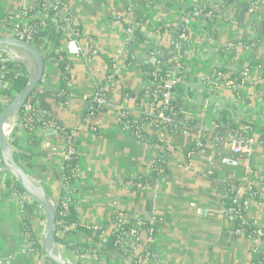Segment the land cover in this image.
Listing matches in <instances>:
<instances>
[{
    "label": "crops",
    "instance_id": "0c3cea01",
    "mask_svg": "<svg viewBox=\"0 0 264 264\" xmlns=\"http://www.w3.org/2000/svg\"><path fill=\"white\" fill-rule=\"evenodd\" d=\"M194 1L70 0V8L76 13V21L82 29L77 40L80 52H71L64 36L58 51L72 63L68 81L72 95L67 105L60 101L61 70L57 60L49 58L45 69L48 80L40 88L37 111L62 128L77 129L76 146L81 171L72 185V197L81 224L103 225L111 222L118 213L149 222L155 220L156 257L153 264H264V241H254L239 233L224 202L237 184L246 182L237 194L243 200L240 205H244V221L264 230V145L257 143L245 163L224 164V159L233 157L230 145L214 143L212 133L213 112L217 105L230 112L226 119L231 124L242 127L240 122H244L257 129L264 128V111H253L256 105L264 107V45L257 47L249 42L257 40L264 31V3L252 14L251 9L259 0H232L231 3L230 0H221L216 7V21L209 32L193 22L191 61L196 69L188 80L193 77L200 80V87L206 80H212L220 72L212 47L228 43L239 44L234 74L242 67H248L252 60L260 63L246 68L240 72L242 75L239 73L241 81L236 89L221 85L213 98L203 95L202 87L199 94L197 90L192 91L191 100L186 99L183 105L187 108L184 116L194 118L198 128L192 127L186 132L175 130L166 134L164 140L159 133L157 142L152 143L124 131L118 123V107L122 104L134 107L138 99L147 109L152 87L149 72L143 66L128 67L126 55L122 58L125 43L123 16L124 19L131 14L148 17L143 28L146 39L135 53H141V61L145 63L152 59L145 50L171 47L172 36L162 38L158 27L177 20L181 9L190 7ZM246 3H251L250 8ZM25 4L32 9L36 0H26ZM166 4H171V9L166 10ZM243 4L246 5V14L241 21ZM19 8L20 4L14 0H0V9L15 13ZM92 46L99 54L92 55ZM107 59H116L118 63L116 79L107 86L111 106L92 116L89 107L86 108V97L92 95L104 80ZM124 88L131 91L130 98L123 95ZM199 96L208 100L207 106L197 102ZM202 129L206 130L201 133ZM199 135L205 141L204 146L186 161L182 149L197 142ZM164 144L179 147L173 153L175 161L169 164L170 174L159 179L152 190L141 191L127 184L129 180L150 177L151 166ZM27 146L34 158L26 164V171L53 199H59L63 193L64 136L56 129H45ZM251 192L254 196L250 195ZM21 212V203L6 199L0 191V264H51L44 254L30 251L28 240L21 231ZM43 224L42 216H35L32 230L40 234ZM114 228V223L108 225L101 234L102 239H108ZM81 235L77 238L82 239ZM139 238V244L145 246L144 231L140 232ZM102 254L101 258L96 254L86 257L94 264H126L129 259L127 254L115 251L105 250ZM70 263L74 264L72 260Z\"/></svg>",
    "mask_w": 264,
    "mask_h": 264
},
{
    "label": "built area",
    "instance_id": "2783aa9c",
    "mask_svg": "<svg viewBox=\"0 0 264 264\" xmlns=\"http://www.w3.org/2000/svg\"><path fill=\"white\" fill-rule=\"evenodd\" d=\"M20 4V8L15 12L11 13L10 11L0 9V37H7V38H15L22 40L26 43L34 44L40 53L43 55L44 59H49V54L52 51V47L49 44L48 38L46 34L43 31H36L35 33L32 31V27L29 25V21L27 19V10L29 8L26 7L25 1L26 0H14ZM260 1V0H259ZM259 1L257 3H259ZM221 0H195L191 6L194 7L193 13L187 14L184 12L183 9L182 12L179 14L178 19L171 21V23H166L163 25L165 26L166 32L169 33L168 30L171 29V32L169 33L172 36L173 30L180 24L181 22L184 24V28L180 32L178 41L181 43H185L186 50L191 51L193 53V49L191 48V39L193 38L194 29H193V22L200 27L201 30H208L210 31L211 22L210 18L216 17V15H210L205 13L206 8L211 7L213 9H216L217 5ZM70 0H68V5L70 8ZM71 9V8H70ZM259 9L258 4H254L251 13H256ZM187 14V15H186ZM77 22V21H76ZM143 22V21H142ZM147 24V23H146ZM146 24H143V27H145ZM134 29L132 27H129L125 29V43H124V52L123 57L127 54V47H130V39L132 36ZM75 35L74 29L72 28L71 23L69 22L65 28H64V37L65 40L68 39L67 45L71 52L78 53L80 52V49L77 47V41L75 39H72V37ZM172 38V37H171ZM38 41V44L35 42ZM260 40V44L254 43L253 46L261 47L264 45V34L262 33L260 37L257 39ZM239 44L237 43H228L225 45L212 47V51L216 56V65L220 67V69H223L229 73L230 76L234 74V72L237 71V60L235 57L236 51L238 50ZM141 52V51H140ZM143 53V52H142ZM97 54L96 50L92 52V55ZM141 53L136 55L135 57L138 62L141 61ZM150 55L152 58L154 56H159L160 59L155 65V72L149 73V78H152V87L151 92L149 94V97L147 98V109L145 111L152 116H155L156 119L154 120V123H157L159 125H172L174 124L177 118L176 114H173L171 117L166 115V111L170 109L173 103H177V106L180 107V119H177L179 121L186 120L187 122L197 124V121H195L194 118H185V114H187L186 109L183 108V105L186 102V99H190L188 94L186 93L188 90L192 91H201L202 89L204 94L207 95V98L211 97L213 98L214 92L216 89H218L221 85H231L234 89L237 88L240 80V75L238 78L230 79L229 76H222V74L219 72L216 74L215 77L211 79H208L204 82V86L201 90H199L200 87V80L190 79L186 80L184 78L185 70L187 68H191L192 72L193 69L195 70L196 67L193 65V61H191V57H183L180 56L177 53H171L169 52L168 48L164 49H158L156 52L154 50H151ZM170 55L168 60H164V58ZM172 56H175L171 58ZM14 61L9 55L0 52V94L6 89V87H10L8 83L5 82L4 77L6 75L7 69H6V63L7 61ZM119 60V59H118ZM116 62L111 68L108 66V70L106 73L105 78H107V83L104 85L103 83L96 86V91L86 97V100L91 103L89 109H90V115H94L97 111L103 112L107 110L110 106V97L108 93L107 86L109 83L114 81L116 79V72L118 63L117 60L114 59ZM158 72L163 73L162 75H159ZM245 72H243L244 74ZM241 74V73H240ZM242 75V74H241ZM190 77V76H189ZM244 77V76H243ZM246 77V75H245ZM104 78V79H105ZM48 80V76L45 73L42 81L40 83L39 88H43ZM183 90L185 93L181 94L180 91ZM3 96L0 95V102ZM127 98V96H125ZM200 104L207 106L208 100L203 97H198V101ZM140 107H142L140 105ZM138 105L134 107H130L128 104H122L118 107V123L120 127L124 131H128L131 133L132 123L127 119V117H130L131 115L135 117H139L141 114L142 109H140ZM190 109V108H189ZM224 109L216 106V109L213 112V130L215 128H221L225 130L226 136L224 137H215L214 136V143L216 144H222L226 142L230 145L233 157L231 159H224L223 163H231L233 165H238L240 162H247L248 156L252 154L253 147L258 143L257 137L255 136H249L248 133L246 135L242 134H232L231 130L228 129V126L231 125V123H225L223 120V114H221V111ZM2 110H0L1 113ZM254 113H260L264 111V107L256 105V107L253 109ZM32 112L33 107L31 104H26L22 112L20 113L19 117L17 118L16 125L14 130L11 132L10 135V141L12 142H18L19 144H22L24 146H27L28 143L33 141L34 137L36 135H39V133L42 130L45 129H57L56 123L53 121H45V119L40 115L37 114V118L39 121H43L44 123L39 126H33L31 125L32 122ZM183 115V116H182ZM148 127H151L152 124H147ZM198 125V124H197ZM238 126V125H237ZM172 127V126H171ZM199 127V126H198ZM239 127V126H238ZM227 129V130H226ZM239 129L244 131H252L249 129L246 125L240 126ZM206 129L200 130L201 133H203ZM72 139L70 140L69 146H66L65 152L63 154V163L64 165L71 162L75 157H78V149L76 146V132L77 129L72 130ZM166 127H162L159 129V132L161 134V137L163 138L166 134L172 133V132H166ZM186 132L187 130H181ZM258 134L259 137L264 138V128L262 129H256L253 130V134ZM133 135L139 137V131L135 129L132 132ZM161 140H164L161 139ZM203 137L199 135L198 144L200 147H203L204 144L201 142L203 141ZM168 145V144H166ZM165 146V144H164ZM163 146V147H164ZM169 150L174 153L175 149L173 147H169ZM15 151V150H14ZM27 163L25 161L22 162L21 166L24 168V166ZM81 169L79 168L78 164L75 167V169L72 171V174L66 175V173H62V185H63V193L59 199H54L55 203L57 205V211L59 212V219H58V228L56 229V237L58 240V245L61 253L63 254L66 261L70 263V260L74 262V264H94L91 258H88L86 256H90V254L79 256L76 251H68L63 244L59 242V240H62L65 238L66 234L74 229L76 225H69L65 222V215L67 214L70 206L74 205V199L72 197V185H73V179H77L80 175ZM16 181L13 179V177L8 174L4 173L0 176V191H3L4 196L6 199L10 201H19L21 203V210H22V217H25V205H28L32 208L33 217L31 220L29 219V223L31 225L27 227V230H32V221L35 216H42L44 224L42 232L35 233L33 230V233L35 235V239L31 238V235L29 233H24L25 238L28 240V246L30 248V251L35 254H44L43 248H42V234L44 231V225H45V215L43 210L39 205H37L25 192H19L14 188V185H16ZM129 185H133L136 189H139L141 191H147L152 190L153 186L145 185L142 183H134L132 181L127 182ZM117 219L120 221H128L130 220L132 216H129L125 213H118L115 215ZM22 218V219H23ZM135 219L136 226H133L129 233H127L124 238L121 241V247L125 251V254L129 256V259L126 264H153V260L156 257L155 254V236H156V230L155 227V220L149 222L151 224V228H149L146 233V247L147 244L150 245V251L148 250L146 252V247L142 246L141 243L139 244V236L140 232L142 231L140 228H137V224L141 225L144 219L140 217H133ZM88 229L94 230V231H102V225L101 224H83ZM117 223H115V227H117ZM264 237V232L260 231L257 235V237L252 238L254 241H260ZM153 248V252H152ZM129 249H133L132 252L129 251ZM137 250V251H136ZM146 252V253H145ZM256 264V263H255Z\"/></svg>",
    "mask_w": 264,
    "mask_h": 264
},
{
    "label": "trees",
    "instance_id": "16d2710c",
    "mask_svg": "<svg viewBox=\"0 0 264 264\" xmlns=\"http://www.w3.org/2000/svg\"><path fill=\"white\" fill-rule=\"evenodd\" d=\"M146 1H151V0H146ZM264 3L263 0H260L259 3H254L258 4L260 7ZM247 7L250 8L251 3H246ZM172 5L171 4H166L165 8L166 10L171 9ZM183 10L185 13L190 14L193 13L194 7H183ZM205 13L210 14V15H217L216 9H213L211 7L206 8ZM186 14V15H187ZM27 19L29 21L30 27H32V31L35 33L36 31H43L49 41V44L52 47V51L49 54V58H54L57 60L59 64V68L61 70V90H60V101L64 104L67 105L68 100L70 96L72 95V91L68 88V81H69V75H70V70L72 67L71 61L68 59L62 57L59 54L58 49L61 46V41H62V36L64 35V28L65 26L70 22L72 25V28L74 29L75 35L72 37V39H75L76 41L80 38L82 29L81 26L79 25L78 22H76V13L69 8L68 5V0H36V5L32 9L27 10ZM123 23V26L125 29L132 27L133 29H137V36L135 40L134 47H127V54H126V66L132 67L133 65L137 64V59L135 57L136 51L140 50V43L146 39V36L143 33V24H146L148 21V17L140 15L139 17H135L133 14H131L130 17L121 20ZM143 21V22H142ZM211 27H213L214 23L210 24ZM263 28H264V22H263ZM264 30V29H263ZM159 32L160 36L163 37H168L170 36L171 29L166 32L165 26L160 25L157 29ZM264 34V31H263ZM69 41L66 39V42ZM250 45L257 43L260 44V40H250ZM161 49H164V47H161ZM94 47L92 46V52L94 51ZM170 50V48H169ZM145 54H150L151 50H145ZM156 52V51H155ZM99 54V53H97ZM175 56H172L173 58ZM106 60V59H105ZM108 66L111 68L116 62L114 59H107ZM260 65L259 62L252 60L250 61V66H258ZM142 67V65H139ZM248 67H242L237 74H233L232 76L229 75V73L223 69H220V73L222 76H229L230 79H235L238 78L239 73L245 70ZM149 73L155 72V68H145L144 66L142 67ZM6 75L4 77V80L6 83L10 85V87H6V89L0 94L2 97L1 102H0V110H2L7 104H9L12 99L20 93L27 85L28 79H29V74L27 69L20 63L16 61H7L6 63ZM159 75L163 76V73L158 72ZM152 79V78H151ZM102 83L105 85L107 83V78H105ZM40 91V88L38 89V92ZM181 94H184L185 92L183 90L180 91ZM189 97L193 95V93L188 90L186 92ZM123 95L127 96L130 98L131 96V91L129 89H123ZM37 98L38 96L32 94V96L29 98L27 104H31L33 107V112L31 115V125L33 126H39L42 125L44 122L39 121L37 118V114H40L37 111ZM135 105H140L142 106L141 100H135ZM88 112L90 113V109H88ZM100 111H97L93 116H96ZM166 115L171 117L173 114L177 115V119H180V107L177 106V103H173L172 106L170 107L169 110H167ZM230 112L227 110L221 111V114H223V120L225 123L230 122L226 119ZM45 121H51L48 117L41 115ZM127 119L132 123V128H131V133L137 129L139 131V138L143 141H150L152 143L157 142L159 139V129L162 127H166V132H174L175 130L181 131L182 129L189 131L192 127L198 128V125L194 123L187 122L186 120H174L176 121L172 125H159L157 123H154V120L156 119L155 116L149 115L145 109L142 107L141 114L139 115L138 118L135 116L131 115L130 117H127ZM151 123L152 126L148 127L147 124ZM242 125H246L249 129L252 131H244L242 132L239 127L235 124H231L228 126V129L231 130L232 134H242L243 136L248 133L249 136H255L257 137L258 143L264 145V138L259 137L258 134H253V130H256L257 127L254 126L253 124H247L244 122H240ZM172 126V127H171ZM56 131L58 133L62 134L66 140V146H69L70 140L72 139V130H68L65 128L60 127L58 124H56ZM227 130V129H226ZM213 135L215 137H224L226 136L225 130L221 128H215L213 130ZM152 134V135H150ZM202 144L205 143L203 140L201 142ZM12 146L15 150V160L21 165L23 161H25L27 164L31 163L34 154L29 148V146H24L22 144H19L18 142H12ZM169 147H173L175 150L179 148L177 145H165L164 147L159 149V155L156 160V162L151 166V173L149 178H143L142 180H129L134 183H142L145 185H150L153 186L159 179L163 178L166 175L170 174V162L175 161L173 153L169 150ZM202 147L199 146L198 142H194L191 145L186 146L185 148L182 149L183 155L186 158V161H190L192 156L197 154ZM181 152V153H182ZM78 157H75L71 162L65 165L64 167V173L66 175H71L72 171L75 169V167L78 164ZM0 163H1V158H0ZM27 165L24 166L26 168ZM76 179H73V183ZM246 182H243L241 184H237L234 188L232 193L229 194V196L224 200L226 209L228 210L230 216L235 219V222L237 223V231L239 233H243L245 236L248 238H255L257 237L258 233L260 231H263V229H259L256 227H253L252 225L246 223L244 221V205H240L242 199L238 198V192L241 186H244ZM250 186V185H249ZM14 188L19 191V192H24L22 187L16 183L14 185ZM250 190H254L251 188ZM251 196H254L251 192ZM250 196V197H251ZM59 212L60 210L57 211L56 215V221H55V229L58 228V219H59ZM33 217L32 213V208L28 205H25V217L22 220V226H21V231L23 233H29L31 235L32 239H35V235L32 230H27V227L31 225L29 223V219ZM65 222L69 225H76L74 229L69 231L65 238L62 240H59L61 244L65 246V248L68 251H76L79 256L87 255V254H96L97 256L102 257V252L105 250L107 251H115L118 254H125V251L121 247V241L124 238V236L129 233L130 229L133 226H136L135 219L133 217L129 218L130 220L126 221H120L117 219L115 216L111 218V222L103 224L102 231H94L91 229H88L86 226L81 224L77 218V213L74 208V205L70 206L67 214L65 215ZM154 219L158 220L157 217H154ZM111 223H117V227H115L111 233V235L108 237V239L103 240L101 237V234L103 231L106 230L107 226L110 225ZM151 224L149 221H143L141 225L137 224V228H140L142 231L146 232L149 228H151ZM156 230V227H154ZM79 234H82L80 238H77ZM262 241H264V237L262 238ZM146 247V246H145ZM150 245L147 244L146 247V252L150 249ZM145 252V253H146ZM153 252V248H152Z\"/></svg>",
    "mask_w": 264,
    "mask_h": 264
},
{
    "label": "water",
    "instance_id": "95a60500",
    "mask_svg": "<svg viewBox=\"0 0 264 264\" xmlns=\"http://www.w3.org/2000/svg\"><path fill=\"white\" fill-rule=\"evenodd\" d=\"M82 1V0H79ZM230 3L232 0L229 1ZM226 6V5H225ZM246 14V5H242V17L244 20ZM216 17L210 18L211 23H215ZM184 28L181 22L173 30L171 38V53H177L183 57H191L192 53L186 50L185 43L178 41L180 32ZM137 36V29H134L130 47L133 48ZM0 52L9 55L14 61L22 64L28 71L29 79L26 87L7 104L0 113V176L4 173L10 174L13 179L22 187L24 192L41 207L45 215V225L42 238V248L45 257L51 264H69L61 253L56 237L55 221L57 215V205L55 200L48 192L39 184L37 180L15 160V151L10 141L11 132L14 130L17 118L27 104L32 94L38 96V89L45 74L46 60L34 44L26 43L15 38L0 37ZM170 55H167L164 60H168ZM159 56H154L151 61L139 65L148 68H154ZM192 73L191 68L185 70L184 78L189 79ZM91 103L87 102L86 108L90 107Z\"/></svg>",
    "mask_w": 264,
    "mask_h": 264
},
{
    "label": "rangeland",
    "instance_id": "374dc122",
    "mask_svg": "<svg viewBox=\"0 0 264 264\" xmlns=\"http://www.w3.org/2000/svg\"><path fill=\"white\" fill-rule=\"evenodd\" d=\"M44 219V218H43Z\"/></svg>",
    "mask_w": 264,
    "mask_h": 264
}]
</instances>
